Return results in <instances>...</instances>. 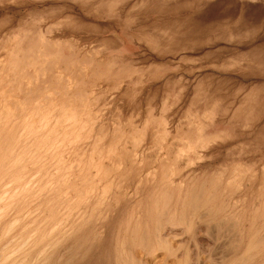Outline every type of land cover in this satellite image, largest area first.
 Returning a JSON list of instances; mask_svg holds the SVG:
<instances>
[{"label": "rangeland", "instance_id": "rangeland-1", "mask_svg": "<svg viewBox=\"0 0 264 264\" xmlns=\"http://www.w3.org/2000/svg\"><path fill=\"white\" fill-rule=\"evenodd\" d=\"M201 185L157 264H264V0H0L3 264H123Z\"/></svg>", "mask_w": 264, "mask_h": 264}, {"label": "bare ground", "instance_id": "bare-ground-1", "mask_svg": "<svg viewBox=\"0 0 264 264\" xmlns=\"http://www.w3.org/2000/svg\"><path fill=\"white\" fill-rule=\"evenodd\" d=\"M71 117V116H70ZM73 118V117H72ZM48 119V118H47ZM51 120V119H50ZM66 121V120H65ZM77 122V121H76ZM73 123V122H72ZM44 124V123H43ZM45 125V124H44ZM40 126V125H39ZM46 126V125H45ZM44 127V126H43ZM67 127V126H66ZM29 132H31V131H29ZM202 175V174H201ZM19 182H20V180H19ZM19 182H18V184H19ZM171 182V181H170ZM192 182V181H191ZM213 183V182H212ZM215 183V182H214ZM172 184V183H171ZM201 184H202V182H201ZM209 184V183H208ZM108 186V185H107ZM174 186V185H173ZM210 186V185H209ZM217 186H218V183H217ZM21 187V186H20ZM92 187V186H91ZM94 187V186H93ZM179 187V186H178ZM191 187V186H190ZM196 187V186H195ZM14 189H16V188H14ZM14 189H11L12 191L14 190ZM24 189V188H23ZM26 189V188H25ZM156 189V188H155ZM165 190H166V188H164ZM175 189V188H174ZM28 190V189H27ZM26 190V191H27ZM91 190H93V188L91 189ZM90 190V191H91ZM9 191V190H8ZM18 191V190H17ZM17 191H15L16 193H17ZM169 191H171V189L169 190ZM172 191H174V190H172ZM171 191V192H172ZM218 191V190H217ZM4 192H6V191H4ZM14 192V193H15ZM88 192H89V190H88ZM94 192V191H93ZM163 192V191H162ZM165 192V191H164ZM167 192V191H166ZM178 192V191H177ZM185 192H187L186 193V200H185V198H184V202H183V204H182V197H181V201H179V202H181V205H182V207H180L179 209L181 210L178 214V216L180 217H177L176 216V214H175V211H174V213H168V210L165 212V209H166V206L164 207L165 209L163 210H161L160 212H155V213H157V215L155 216V219H154V226L153 227H151V228H149L148 227V225L146 226V227H144L145 225L142 223V224H140V222L138 223V224H134V222H133V224H134V226H131V227H125L122 231H119L116 235H115V237H116V242H117V245L119 246L118 247V250H117V252H116V254H117V258L119 259V261L120 262H122L123 264H137L136 263V261H141L140 263L141 264H157V261H158V259H161V260H163V262H166V257L168 256V254H172V252L174 251L175 252V250H174V247H173V245L171 244V242H170V240H171V238L172 237H177L176 235L178 234V233H175L174 234V232H172V230H170V229H168L169 227L166 225L167 223H170V224H180V225H182L183 223V221H182V218L184 219L185 217H184V215L186 214V212L187 211H192V212H199V210L201 209V208H206L207 209V207H208V210H207V212L209 211L210 213L212 212L211 210L213 209V207H214V204H213V207H211L212 209H210L209 207H210V205L208 206V198H206L205 196L208 194H206V189H204V185H201V187L199 188V189H196V188H191L190 190H188V191H185ZM209 192V191H208ZM211 192V191H210ZM213 192H215V191H213ZM7 193V195L8 196H10L11 195V193H9V192H6ZM5 193V194H6ZM20 193V192H19ZM106 193V192H105ZM169 193V192H168ZM167 193V194H168ZM173 193V192H172ZM180 193V192H179ZM5 194H3L2 193V195L0 196V198H3L4 197V195ZM84 194V193H83ZM161 194V193H160ZM163 194H166V193H163ZM178 194V193H177ZM6 195V196H7ZM18 195V194H17ZM168 195H171V193L170 194H168ZM161 196V195H160ZM185 196V195H184ZM173 197V196H172ZM209 197V196H208ZM7 198V197H6ZM11 198V196L9 197V199ZM153 198V197H152ZM166 198H168V196H165V198L164 199H166ZM169 199H171L170 197H169ZM1 200V199H0ZM1 201H3V199L1 200ZM165 201V200H164ZM168 201H170V200H168ZM213 201H214V199H213ZM233 201V200H232ZM158 202V201H157ZM211 202H212V200H211ZM156 203V202H155ZM161 203V202H160ZM159 203V204H160ZM213 203V202H212ZM215 203V202H214ZM157 204V203H156ZM155 204V205H156ZM163 204V203H162ZM167 204H169V203H164V205H167ZM216 206V205H215ZM155 207V206H154ZM159 207V206H158ZM157 207V208H158ZM161 207H162V205H161ZM169 207V206H168ZM217 207V206H216ZM215 207V208H216ZM155 209V211L156 210H158V209ZM170 208V207H169ZM168 208V209H169ZM172 208V207H171ZM170 208V209H171ZM2 209V207L0 208V210ZM152 209V208H151ZM218 209V208H217ZM154 210V208L152 209V211ZM172 210V209H171ZM176 210V209H175ZM205 210V209H204ZM159 211V210H158ZM173 211V210H172ZM171 211V212H172ZM201 211V210H200ZM214 211H216V210H214ZM218 211V210H217ZM206 212V211H205ZM208 212V213H209ZM165 213H167V214H165ZM201 213V212H200ZM200 213H198V215H201ZM207 213V214H208ZM215 213V212H214ZM214 213H213V215L212 216H214ZM216 213H220V212H216ZM0 214H2V213H0ZM149 214V213H148ZM151 214V213H150ZM188 214V213H187ZM205 214V213H204ZM206 214V217L209 215H207ZM223 213H221L220 214V216H224V215H222ZM190 215V214H189ZM193 215H194V213H193ZM203 215V214H202ZM217 216L216 217H218V214H216ZM227 215V214H226ZM230 215V214H229ZM228 215V216H229ZM233 215V214H232ZM150 216V215H149ZM188 216V215H187ZM186 216V217H187ZM192 216V215H191ZM195 216V215H194ZM219 216V217H220ZM196 217H198L197 215H196ZM215 217V216H214ZM225 217V216H224ZM254 217V216H253ZM152 218V217H151ZM189 218V216L186 218V219H188ZM192 218V217H191ZM195 218V217H194ZM204 218V217H203ZM208 218H211V217H208ZM213 218V217H212ZM211 218V219H212ZM221 218V217H220ZM79 219V218H78ZM185 219V220H186ZM193 219V218H192ZM199 219H200V217H199ZM198 219V220H199ZM216 219V218H215ZM219 219V218H218ZM224 219V218H223ZM146 219H144V222H146L145 221ZM147 220H148V217H147ZM153 220V219H152ZM189 220V219H188ZM195 220V219H194ZM207 220V219H206ZM205 220V221H206ZM214 220V219H213ZM225 220V219H224ZM226 220H227V218H226ZM133 221V220H132ZM135 221V220H134ZM197 221V220H196ZM220 221H222V218L220 219ZM233 221V220H232ZM13 222V221H12ZM17 222V220H15V223ZM130 222V221H129ZM191 223L192 224V222H191V219L187 222V223ZM214 224H216L217 225V223H216V221H212ZM211 222V220H210V223H212ZM224 222V221H223ZM253 222H254V220H253ZM14 223V222H13ZM130 223H132V222H130ZM130 223H128V224H130ZM152 223V222H151ZM182 223V224H181ZM186 223V222H185ZM225 223V222H224ZM229 223V222H228ZM236 223H237V221H236ZM140 224V225H139ZM146 224V223H145ZM153 224V223H152ZM221 224V223H220ZM235 224V223H234ZM234 224L230 227V228H234ZM253 224V223H252ZM54 225V224H53ZM143 227H142V226ZM151 225V224H150ZM186 225H188V224H186ZM190 225V224H189ZM188 225V226H189ZM212 225V224H211ZM227 225H231V223H229V224H227ZM227 225L225 226L226 228H228L227 227ZM237 225H239V223H237ZM152 226V225H151ZM166 226L168 227V228H166ZM188 226H187V228H188ZM221 226H223V224L221 225ZM252 226V225H251ZM250 226V227H251ZM83 227V226H82ZM216 227V226H215ZM219 227H220V225H219ZM239 227V226H238ZM259 227H260V225H259ZM7 228H9V227H7ZM172 228V227H171ZM184 228V227H183ZM182 228V229H183ZM224 228V227H223ZM258 228V227H257ZM214 229V228H213ZM221 229V228H220ZM174 230V229H173ZM177 230V229H176ZM203 230V229H202ZM219 230V229H218ZM225 230V229H224ZM252 230V229H251ZM260 230V229H259ZM180 231V230H179ZM182 231V230H181ZM229 231V230H228ZM238 231H240V230H238ZM263 231V230H262ZM183 232V231H182ZM184 232H185V230H184ZM183 232V233H184ZM224 232H227V230L226 231H224ZM186 233V232H185ZM233 233V232H232ZM232 233H231V235H232ZM258 232H256V234H257ZM101 234V233H100ZM83 235V234H82ZM258 235V234H257ZM257 235H255V237L257 236ZM261 235V234H260ZM260 235H259V237H260ZM81 236V235H80ZM106 236V235H105ZM104 236V237H105ZM180 236H182V234L180 235ZM221 236H223V235H221ZM226 235H224V237H225ZM233 236V235H232ZM262 236H264L263 234H262ZM262 236H261V239H262ZM83 237V236H82ZM226 237H228V236H226ZM229 237H231V236H229ZM239 237V236H238ZM84 238V237H83ZM223 238V237H222ZM234 238V237H233ZM242 238V237H241ZM77 239V238H76ZM80 239H81V237H80ZM177 239V238H176ZM226 239H228V238H226ZM259 240H260V238H258ZM27 240V239H26ZM78 240V239H77ZM82 240V239H81ZM84 240V239H83ZM97 240V239H96ZM177 240H179V239H177ZM231 240V239H230ZM250 240V239H249ZM254 240V239H253ZM252 240V241H253ZM257 240V239H256ZM223 241V240H222ZM228 241H229V239H228ZM236 241V240H235ZM78 242V241H77ZM83 241H81L80 243H82ZM84 242H85V240H84ZM181 242V241H180ZM179 242V243H180ZM183 242V241H182ZM225 242V241H224ZM24 243H26V242H24ZM179 243H177L178 244V246H179ZM222 243V242H221ZM227 243V242H226ZM237 243V242H236ZM241 243V242H240ZM87 244V243H86ZM94 244V243H93ZM182 244V243H181ZM184 244V243H183ZM182 244V245H183ZM252 244H253V242H252ZM251 244V242H250V245H252ZM23 245H25V244H23ZM22 245V246H23ZM84 245V244H83ZM96 245V244H95ZM94 245V246H95ZM181 245V246H182ZM233 245V244H232ZM19 246V245H18ZM18 246H16V247H18ZM77 246V245H76ZM79 246V245H78ZM80 246H81V244H80ZM87 246V245H86ZM88 246H89V244H88ZM88 246H87V248H88ZM181 246H180V248H181ZM239 246V245H238ZM249 246V245H248ZM15 247V248H16ZM222 247V246H221ZM229 247H230V245H229ZM251 247H253V246H250L249 248H251ZM23 248H24V246H23ZM80 247H78V249H79ZM257 248V247H256ZM17 249H19V248H16V250ZM73 250V246L71 247V248H69V250H67V251H64L63 253H61L59 256H58V258L56 259V261H54V263H58V262H61V264H62V261H64L65 263L66 262H68V261H70L71 259H73L74 257L76 258L78 255H80V251L79 250ZM86 249V248H85ZM224 249V248H223ZM231 249L232 248H230V251H231ZM83 250V249H82ZM219 250V249H218ZM225 250V249H224ZM258 250V249H257ZM107 251H109V249L107 250ZM116 251V250H115ZM178 251V250H177ZM184 251H186V250H184ZM226 251V250H225ZM228 251H229V249H228ZM229 251V252H230ZM233 251V250H232ZM246 251H248V250H246ZM250 251V250H249ZM12 252V251H11ZM16 252H18V251H16ZM22 252V251H21ZM83 252V251H82ZM106 252V251H105ZM182 252V251H181ZM187 252V251H186ZM228 252V253H229ZM245 252V251H244ZM90 253V252H89ZM179 253H180V251H179ZM218 253V252H217ZM224 253V252H223ZM109 254V253H108ZM107 254V255H108ZM144 254H147L149 257H147V258H145L144 257ZM188 254V253H187ZM187 254H186V256H187ZM250 254V255H249ZM248 255V257H250L252 254L251 253H249ZM83 255V254H82ZM174 255H175V253H174ZM194 255V254H193ZM218 255V254H217ZM229 255V254H228ZM247 254L245 253V256H246ZM3 256V255H2ZM12 256V255H11ZM49 256V255H48ZM47 256V257H48ZM81 256V255H80ZM88 256V255H87ZM169 256H172V255H169ZM179 256V255H178ZM216 256V255H215ZM214 256V257H215ZM244 256V257H245ZM3 257H8V255L7 256H3ZM2 257V258H3ZM16 257V256H15ZM46 257V258H47ZM210 257V256H209ZM225 257V256H224ZM19 258H21V259H19V260H13V262H9V264H43V263H40V262H38V260H36V261H33V260H27V258H23V257H19ZM43 258V257H42ZM66 258V259H65ZM179 258V257H178ZM188 258V257H187ZM240 258V257H239ZM246 258V257H245ZM49 259V258H48ZM62 259H65V260H62ZM78 259V258H77ZM83 259H84V256H83ZM99 259V258H98ZM170 259V258H169ZM238 259V258H237ZM236 259V260H237ZM241 259H244L243 258V256L241 257ZM251 259V258H250ZM1 260V262H0V264H3V261H2V259H0ZM3 260H4V258H3ZM12 260V259H11ZM105 260V259H104ZM186 260L187 259H185V257H184V259H178V260H176V261H174V262H171V263H167V264H186ZM211 260V259H210ZM244 260H246V259H244ZM6 261V260H5ZM42 261V260H41ZM52 261V260H51ZM79 261V260H78ZM85 261V260H84ZM101 261V260H100ZM117 261V260H116ZM191 261V260H190ZM47 262H50V261H47ZM81 262H83V261H81ZM96 262V261H95ZM104 262V261H103ZM102 262V263H103ZM159 262H160V260H159ZM237 262V261H236ZM51 263V262H50ZM100 263V262H99ZM139 263V264H140ZM235 262H234V260H232V262L231 263H228V264H234ZM240 263V261H238V263H235V264H239ZM242 264H243V262H241ZM45 264H46V261H45ZM48 264V263H47ZM64 264V263H63ZM192 264V263H191ZM261 264V263H260Z\"/></svg>", "mask_w": 264, "mask_h": 264}]
</instances>
